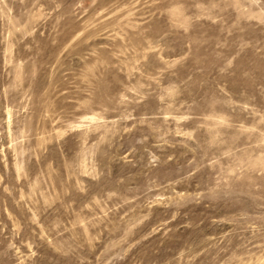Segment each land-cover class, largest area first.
<instances>
[{
    "label": "rangeland",
    "instance_id": "obj_1",
    "mask_svg": "<svg viewBox=\"0 0 264 264\" xmlns=\"http://www.w3.org/2000/svg\"><path fill=\"white\" fill-rule=\"evenodd\" d=\"M0 264H264V0H0Z\"/></svg>",
    "mask_w": 264,
    "mask_h": 264
}]
</instances>
